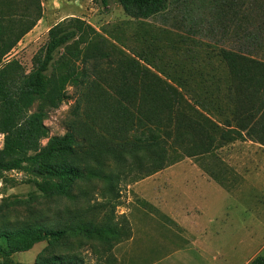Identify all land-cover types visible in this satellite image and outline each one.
Here are the masks:
<instances>
[{"label":"rangeland","instance_id":"1","mask_svg":"<svg viewBox=\"0 0 264 264\" xmlns=\"http://www.w3.org/2000/svg\"><path fill=\"white\" fill-rule=\"evenodd\" d=\"M39 1V17L35 16L29 0H11V10L3 11L4 24L12 25L14 21L10 20L22 17L30 25L7 59L16 57L29 70L33 55L48 38L50 27L69 17L85 20L98 32V35H91L92 42L87 45L89 54L96 42L110 55L97 56L94 51V57L76 62V69L85 70L86 80L78 85L68 84L67 98L58 107L45 110L44 123L50 136L62 135L69 130L76 136L73 159L82 168L83 176L69 193L44 196L32 183L23 181V172H7L6 179H0V230L42 224L66 232L56 242L40 241L27 251L13 253L12 260L35 264L61 254L76 257L81 264L151 263L167 247L142 249L136 237L130 240L133 235L131 219L147 224L156 219H167L152 201L164 202L171 198L173 193L170 190L169 194L168 189L175 182L180 192L188 187L194 199L206 202L218 198L226 204L230 226L222 238L229 262L239 264L243 258L250 262L257 254H264V145L237 140L217 147L215 142L209 150L194 156L180 152L181 157L174 163L144 176L143 166L148 163L145 152L138 154L142 167L134 164L129 152H122V142L131 138L130 132L122 131V125L113 118L111 109L99 108L100 101L97 102L96 97L97 94L117 96L118 64L132 59L162 77L163 73L185 77L189 80L182 88L186 94L187 89L193 93L213 88L212 75L219 78L218 84L223 87L226 68L219 63L218 48L234 49L264 60V0H250L248 8L243 7L237 20L226 30L197 0L187 4L183 0H171L167 10L147 19L130 17L115 0H110L107 7L99 0ZM58 58L56 52L55 59ZM57 71L61 73L63 69ZM221 118L213 116L217 122ZM198 142L193 137L194 145ZM2 144L0 134V147ZM191 167L202 169L232 195L225 198V194L215 187L199 185L196 193L194 182L185 179L194 177V173L188 171ZM115 224L123 230L128 229L130 237L122 233L118 236L121 239H106L103 231L108 225ZM254 224H259L261 229L253 230ZM78 227H87L91 231L96 228L103 235L90 236V231L76 230ZM175 236L179 238L174 232L166 233L167 240L180 243ZM13 245L14 242L0 238V248L9 249Z\"/></svg>","mask_w":264,"mask_h":264},{"label":"trees","instance_id":"2","mask_svg":"<svg viewBox=\"0 0 264 264\" xmlns=\"http://www.w3.org/2000/svg\"><path fill=\"white\" fill-rule=\"evenodd\" d=\"M29 1L35 16L39 17L40 1ZM115 1L134 19H147L164 12L171 3V0ZM188 1L192 0H183V3ZM99 2L107 7L110 0ZM197 2L209 9L214 21L225 30L237 20L241 9L250 4V0ZM12 7L11 0H0V134L3 136L0 179H6L7 172H23V181L32 183L40 194L66 195L83 176L82 168L73 159L76 136L72 130L50 136L44 123L45 110L58 107L67 98L68 84L78 85L86 80L85 70L76 69V62L94 57V51L97 56L110 54L96 42L89 54L87 45L92 42L91 35L98 32L85 20L69 17L50 27L45 44L33 55L31 68L26 70L18 58H6L30 28L22 17L10 20L14 21L12 25L3 23V11H10ZM56 52L58 59H55ZM216 53L219 63L226 68L223 87L218 84L219 78L212 75L213 88L193 93L187 89L186 94L182 91L189 83L185 77L164 73L162 77L132 59L118 64L117 96L97 94L99 108L111 109L122 131L130 132L131 138L122 142V152H129L139 167L142 160L138 154L145 152L148 163L143 166L142 175L174 163L181 153L194 156L205 152L215 142L217 147L237 140L264 145V60L229 48H218ZM61 68L63 72L59 73L57 69ZM92 100L93 95L89 98ZM214 115L222 120L217 122ZM193 137L198 139V144L194 145ZM44 139H47L45 143ZM76 230L90 231V236L100 237L105 232L106 239H121L118 236L122 233L130 237L129 230L117 224L108 225L102 234L96 228ZM65 233L64 229L42 224L3 228L0 238L14 245L9 249L0 248V264H28L13 261L11 255L27 251L40 241L56 242ZM35 264L81 263L76 257L57 254ZM248 264H264V254H257Z\"/></svg>","mask_w":264,"mask_h":264},{"label":"crops","instance_id":"3","mask_svg":"<svg viewBox=\"0 0 264 264\" xmlns=\"http://www.w3.org/2000/svg\"><path fill=\"white\" fill-rule=\"evenodd\" d=\"M172 168L187 170L178 166ZM188 169L194 173V177L188 176L189 178L185 177V179L194 182L196 193L199 185L215 187L220 193L225 194V198L232 195L224 185L210 179L199 167ZM184 189H186L184 192H180L175 182L174 186L168 189L169 194L172 190L171 198L165 199L164 202L152 201L168 220L156 219L147 224L139 219H131L133 235L130 240L133 241L136 237L142 249L152 246L167 247L160 257L148 264H235L228 261L223 246L224 231L230 226L228 224L230 212L225 207L226 204L220 202L218 198L206 202L199 201L192 197L188 187ZM257 227L261 229L259 224L258 226L254 224L251 228L255 230ZM167 231L176 233L179 238L175 237L180 243L167 240ZM248 262L247 258H243V262L239 264H248Z\"/></svg>","mask_w":264,"mask_h":264}]
</instances>
